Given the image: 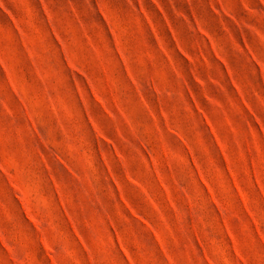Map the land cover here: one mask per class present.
I'll return each mask as SVG.
<instances>
[{
    "label": "rangeland",
    "instance_id": "rangeland-1",
    "mask_svg": "<svg viewBox=\"0 0 264 264\" xmlns=\"http://www.w3.org/2000/svg\"><path fill=\"white\" fill-rule=\"evenodd\" d=\"M0 264H264V0H0Z\"/></svg>",
    "mask_w": 264,
    "mask_h": 264
}]
</instances>
